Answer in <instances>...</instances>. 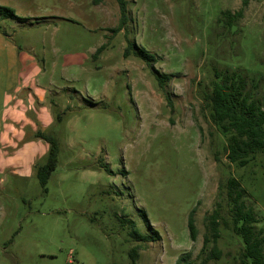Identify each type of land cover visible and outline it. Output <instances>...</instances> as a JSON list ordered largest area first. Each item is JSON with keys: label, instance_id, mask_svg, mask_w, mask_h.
Masks as SVG:
<instances>
[{"label": "rangeland", "instance_id": "374dc122", "mask_svg": "<svg viewBox=\"0 0 264 264\" xmlns=\"http://www.w3.org/2000/svg\"><path fill=\"white\" fill-rule=\"evenodd\" d=\"M126 1L128 23L116 33V0H0L26 19L0 20V264H134L136 247V264L188 254L200 264L205 217L230 176L264 229V153L232 164L203 101L227 69L264 92V0ZM240 11L232 27L220 19ZM137 48L172 76L165 88ZM81 55L83 66L68 60ZM37 131L60 146L47 191L36 171L49 145ZM121 220L157 240L135 241ZM218 247L222 258L209 264H242L232 232L222 230Z\"/></svg>", "mask_w": 264, "mask_h": 264}, {"label": "trees", "instance_id": "16d2710c", "mask_svg": "<svg viewBox=\"0 0 264 264\" xmlns=\"http://www.w3.org/2000/svg\"><path fill=\"white\" fill-rule=\"evenodd\" d=\"M101 1V0H98ZM120 8V24L113 30L118 33L128 23L127 1L116 0ZM250 0H243V8H247ZM227 22H222L232 27L235 20L243 16V11L236 14L225 12L222 14ZM19 18L11 8L0 6V20ZM220 20V21H221ZM104 46L99 48L96 55L101 53ZM134 50V45L129 43L125 56ZM134 54L145 61L156 74L159 86L163 89L172 76L160 75L153 68L155 57L145 49L137 48ZM211 82L210 90L203 96L205 108L208 110L211 122L219 131L227 137L228 159L238 167H247L257 157L264 153V92L259 90V84L249 79L239 71L225 70L216 72ZM34 139L48 143L49 151L46 163L39 166L36 176L40 185L47 191V183L55 171L60 154V146L56 137L48 132L37 131ZM141 216L147 228H150L149 219L144 212ZM129 229L132 239L140 243L155 242L157 238L143 235L137 229L136 224L131 220H121ZM206 234L204 236L202 253L205 254L200 264H209L211 261H219L222 258V251L218 243L222 238V230L232 232L242 244V264H264V229H259V220L252 206L247 202V192L240 180L230 176L226 182L219 186L218 200L213 213L205 217ZM188 230L193 242L197 241L198 229L195 221V210L188 218ZM212 245L209 249L208 247ZM138 247L130 251V257L134 264L138 260ZM190 255L183 256L177 264H192L188 260Z\"/></svg>", "mask_w": 264, "mask_h": 264}, {"label": "crops", "instance_id": "0c3cea01", "mask_svg": "<svg viewBox=\"0 0 264 264\" xmlns=\"http://www.w3.org/2000/svg\"><path fill=\"white\" fill-rule=\"evenodd\" d=\"M85 59H86L85 55L68 58V60H69V62H71V64H76L79 66H83L85 64Z\"/></svg>", "mask_w": 264, "mask_h": 264}]
</instances>
